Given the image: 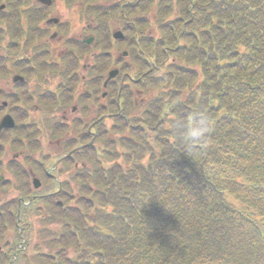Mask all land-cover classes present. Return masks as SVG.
<instances>
[{
    "label": "trees",
    "instance_id": "trees-1",
    "mask_svg": "<svg viewBox=\"0 0 264 264\" xmlns=\"http://www.w3.org/2000/svg\"><path fill=\"white\" fill-rule=\"evenodd\" d=\"M5 1L7 9L0 11L5 32L19 37L24 17L25 47L48 35L40 23L50 7ZM94 1L81 0L80 13L95 20L91 32L99 54L89 69L94 82L85 98L95 101L97 113L86 123L75 119L73 135L62 142L64 152L92 136L94 143L63 159L67 176L53 195L39 200L41 210L37 199L21 206V219L36 210L40 224L29 260L264 264V0H116L108 6ZM114 17L124 34L115 43L126 45L130 64L115 62L123 82L120 75L109 82L99 104L95 81L111 63ZM57 28L70 30L67 24ZM8 44L7 54H19ZM65 44L79 55L87 48L72 40ZM40 48L11 67L28 80L44 69L62 74L64 92L45 99L66 105L76 84L77 58L69 52L57 67L45 61ZM7 76L0 60V77ZM15 88L18 96L0 94V99L12 107L32 102L26 84ZM25 115L22 110V120ZM99 117L89 134V124ZM193 128L199 134L188 137ZM68 129L60 122L52 131ZM74 160L83 165L70 170ZM19 196L27 200L31 193ZM16 198L0 218L16 219Z\"/></svg>",
    "mask_w": 264,
    "mask_h": 264
},
{
    "label": "flooded vegetation",
    "instance_id": "flooded-vegetation-1",
    "mask_svg": "<svg viewBox=\"0 0 264 264\" xmlns=\"http://www.w3.org/2000/svg\"><path fill=\"white\" fill-rule=\"evenodd\" d=\"M50 38H53L52 35ZM35 42L36 41H34V45H36ZM63 52L64 51L59 50L54 52V55H56L55 57H60ZM60 78L59 76L57 79L60 80ZM84 78L85 77L82 76L81 81H83ZM3 84L4 83L1 85ZM4 89L9 92L8 95L13 93L18 95V92H14L10 86ZM72 104V109H70L77 112L75 118L78 117L83 120L84 116L80 117L79 115L80 104ZM5 106L6 104L4 105V109H6ZM5 113L9 112L3 111L1 116ZM10 115L12 116V114ZM62 118L66 122L71 121H68L65 115H62ZM21 127H25V124L15 126L14 130H0V214H2L1 210L8 204L6 201H9L14 196L18 197V204L22 201L23 198L19 196V194L23 190L26 193L30 192L31 196L36 198L53 195L55 191L59 189L61 179L66 177L68 172V166L63 165V158L65 156H63L64 146L62 142L66 140L64 135L58 137L60 138L57 139L59 142H55L58 151L54 154L43 153L44 147L49 142L48 140L52 142V139L49 138H47L48 142L42 140L43 145L40 151L33 150L30 147L23 151L20 147L21 142L17 145L12 144V141H16L14 137L21 136ZM89 128L91 127L89 126ZM21 162L22 167L20 165ZM79 164L83 165V162L74 160V167H77ZM19 167L20 172H22L21 174L24 176L22 181L19 180L20 174L18 173L17 175L16 172ZM34 181H36L35 183L38 184V186L35 187ZM40 204L43 206L42 202ZM18 207L19 206H17V208ZM35 211L31 213L29 217H26V219H21L19 214H17L14 221L0 218V264H32L29 260L30 256L27 253H23L28 249V246L32 247V242L37 239V228L40 227V224L37 223L38 217L36 218ZM11 222L13 223V227L9 224ZM22 257L25 261L22 260Z\"/></svg>",
    "mask_w": 264,
    "mask_h": 264
},
{
    "label": "rangeland",
    "instance_id": "rangeland-1",
    "mask_svg": "<svg viewBox=\"0 0 264 264\" xmlns=\"http://www.w3.org/2000/svg\"><path fill=\"white\" fill-rule=\"evenodd\" d=\"M56 2H57V0H55V3ZM60 2H62V1L60 0ZM72 9H74L76 11V16L74 17L75 22L77 24L81 23V19L79 18V15H78V9L76 7H73ZM50 16H54V15H52L50 13ZM54 17L58 18L59 21L62 22L59 17H57V16H54ZM62 23L67 24V22H62ZM88 23L89 22H87V19H85L83 28L76 35H69L68 34L71 31V28L69 27L70 30L68 31L67 34H62V36H55L53 38L46 37V39L43 40L42 42L36 43V45H34V44L33 45H29L27 47H24V49L27 50L28 55H29V54L32 53V51L35 50V46H36V49L39 48V47H45V46H47L51 50V55H45L44 56L45 60L46 61H52V60L57 61V57H55L56 55H54V52L59 51V49L62 50L61 43L63 41V38H65L66 36L71 37L72 39H78V40H82V39L87 38L89 36V34H88V32H86L84 30V28H85V26ZM52 32H53V30H51V33ZM93 51H94V49L92 47H87L85 49V52L82 54L83 56L81 57V61L80 62H81L82 65H84V64L85 65L78 70V72L76 74V78H75L77 81H79V78H78L79 75H81V76L82 75H86L87 66H88V70H89V66L92 63V59L94 58L93 57ZM88 73H89V71H88ZM59 75H62V74H60V73H54L51 70L46 71L44 69L39 74H36L35 75V78H34V80L32 82V85L30 86L31 90L36 95V96H34V100L39 105H41V107H37V108H39V110L41 112H44V115L42 117V120L45 122V125H48L49 122L50 123L54 122L55 119H60V117H62V115L63 116L65 115V117H67L68 121L72 120L73 117H75L77 115V112H75V110L74 111L71 110L72 109L71 108L72 107L71 105H73L72 103H70L69 104V107H68V102L66 103V105H61V104H57V103L56 104H53V103H51L49 101H45V100L42 101V100H40V96H37L38 94H41V95L49 94L48 91H46V90L47 89H51V90L54 89V85L58 81V79L55 78V77L56 76L59 77ZM10 77H11V75L9 76V78H7V80L0 79V85L2 83H4V86H6V88H9V84L11 83ZM86 78H87V75L85 76L84 79H86ZM35 84H36V86H35ZM81 85H80V87H78V89L76 91L77 94H79L80 92H82L85 89H87L86 88V83H82ZM43 88H45V89H43ZM138 100H141L143 102L142 97H138ZM45 113H48V114H45ZM29 115H32L33 118L35 117L34 114H33V112L30 113V111H29ZM92 115H94V114H89L88 113L87 114V118L85 117L86 120H89ZM47 118L49 120L48 122H47ZM53 118H55V119H53ZM19 121H22V120L20 119ZM47 131H48V128L44 127L43 130H42V132H41L43 134V137L42 138H43L44 141H47V138H48V136H46V135H48ZM60 136H61V134H60ZM60 136L52 137V142H51V140H48L49 142L47 141L48 143L44 147V152H43L44 154H49V153L50 154H54V153H56L58 151V147L55 145V142H59V140H57V139H60V138H58Z\"/></svg>",
    "mask_w": 264,
    "mask_h": 264
},
{
    "label": "clouds",
    "instance_id": "clouds-1",
    "mask_svg": "<svg viewBox=\"0 0 264 264\" xmlns=\"http://www.w3.org/2000/svg\"><path fill=\"white\" fill-rule=\"evenodd\" d=\"M51 14L59 17L62 22H67L68 26L71 28V31L68 33L69 35L78 34L84 26L85 18L81 17V23L77 24L74 19L76 11L65 3L60 2V0H57V2L53 4ZM198 134V131L193 128L188 131L187 135L188 137H191ZM186 138L187 137H185V139Z\"/></svg>",
    "mask_w": 264,
    "mask_h": 264
},
{
    "label": "water",
    "instance_id": "water-1",
    "mask_svg": "<svg viewBox=\"0 0 264 264\" xmlns=\"http://www.w3.org/2000/svg\"><path fill=\"white\" fill-rule=\"evenodd\" d=\"M43 2H45V0H42ZM47 3H49V0L46 1ZM119 33H116L114 34V37H118ZM120 36V35H119ZM116 71H112L109 73L110 76H113L115 74ZM18 77H16L15 79H17ZM0 126H3V127H10L12 126V120L9 116H5L3 118V120L1 121V124ZM37 185V184H35Z\"/></svg>",
    "mask_w": 264,
    "mask_h": 264
}]
</instances>
